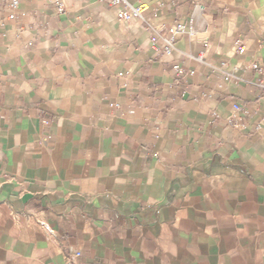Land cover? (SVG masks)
I'll list each match as a JSON object with an SVG mask.
<instances>
[{
	"label": "crops",
	"instance_id": "1",
	"mask_svg": "<svg viewBox=\"0 0 264 264\" xmlns=\"http://www.w3.org/2000/svg\"><path fill=\"white\" fill-rule=\"evenodd\" d=\"M201 1L168 54L107 2L0 0V264H264V0Z\"/></svg>",
	"mask_w": 264,
	"mask_h": 264
},
{
	"label": "built area",
	"instance_id": "2",
	"mask_svg": "<svg viewBox=\"0 0 264 264\" xmlns=\"http://www.w3.org/2000/svg\"><path fill=\"white\" fill-rule=\"evenodd\" d=\"M9 6L11 8V13L9 15L10 19L16 18L19 13V7L21 0H8ZM48 2L56 5L60 11L64 10V0H47ZM102 2H107L110 5L118 7V16L122 19H132L139 18L147 23L150 30L154 33L152 40L156 43L159 39L162 40V47L170 54L176 49V38L180 34H188L190 37H195L198 32L208 33L209 25L204 18V4L201 0H195L193 5V12L188 25L183 22H179L174 25H168L166 23H161L155 25L150 21L149 16H145L143 11L147 8V1L139 2L137 4L133 3L132 0H99ZM168 33L169 35H167ZM237 50L239 53L245 52V45L241 41H237ZM226 62H221L220 65H212L216 70L224 71L223 67ZM250 68L256 69L261 73H264V67L260 64L254 62L250 65ZM176 70L179 73H183L184 70L176 65ZM243 110L241 103L236 102L234 104V117H236ZM82 255L80 250L72 252L65 264H79L78 259ZM108 264V263H101Z\"/></svg>",
	"mask_w": 264,
	"mask_h": 264
}]
</instances>
